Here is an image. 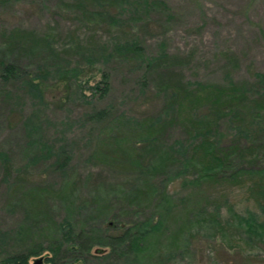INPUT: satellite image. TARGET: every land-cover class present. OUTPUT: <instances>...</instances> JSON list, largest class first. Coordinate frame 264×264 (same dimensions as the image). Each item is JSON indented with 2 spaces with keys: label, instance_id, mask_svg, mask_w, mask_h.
Returning <instances> with one entry per match:
<instances>
[{
  "label": "rangeland",
  "instance_id": "obj_1",
  "mask_svg": "<svg viewBox=\"0 0 264 264\" xmlns=\"http://www.w3.org/2000/svg\"><path fill=\"white\" fill-rule=\"evenodd\" d=\"M105 1L0 0V59L19 70L0 79V260L68 222L93 241L68 264H264V173L208 174L199 131L221 146L238 122L190 95L264 92V0Z\"/></svg>",
  "mask_w": 264,
  "mask_h": 264
},
{
  "label": "trees",
  "instance_id": "obj_2",
  "mask_svg": "<svg viewBox=\"0 0 264 264\" xmlns=\"http://www.w3.org/2000/svg\"><path fill=\"white\" fill-rule=\"evenodd\" d=\"M112 1L116 0H106L105 2L112 6L114 4ZM144 5H147L146 0H144ZM140 47L137 44H133L131 49L133 52H140ZM18 73V67L14 62L0 59V79L7 81L14 78ZM100 84L101 86L99 87L97 85L95 89L100 91V95H103L108 89V81L105 74ZM192 88L190 90L192 97L202 98L203 101L209 103V113L206 115L207 119H211L219 107L221 110V119L223 117H230L233 119L237 118L236 122L238 123L243 122L241 127L237 126L238 123L233 125L237 129L234 141L231 139L230 143L221 144V146L209 138V130L199 131L200 143L193 148V153L197 154L198 152H202L206 159L211 162L208 168L213 171L208 174L218 172L219 170L221 171V178H233L249 173H264V92L262 90L252 91L245 87L237 88L232 85L224 87L214 83L208 85L200 84ZM107 112L106 109H98L92 113L91 118L100 121L107 116ZM235 112H238V114H235ZM251 120H254L255 124H250ZM245 122L248 123L244 124ZM232 123L234 122L232 121ZM154 138L156 137H152V139ZM156 140L154 139V141ZM133 143L136 146L137 143L135 141ZM139 152L138 149L134 151V154L131 153L135 161L141 157ZM60 164H66V159ZM44 197L47 199L46 195ZM45 204V200L43 199H38L37 203L34 202L31 204L29 210L33 212L32 218L34 221L38 220L41 216L40 211L37 209H40ZM144 220V224L148 222V219L146 220L145 218ZM59 228V238L51 239L47 243H32L25 250L7 254L0 260V263L27 264L29 256L38 255L43 251H46L45 261L48 264H68L72 260H79L81 253L84 252L86 254L88 252L91 246L90 244L93 242L91 240L92 237L83 230L76 232L68 222L60 224ZM130 228V226L126 227L120 235L117 234L115 237H112L113 243H125L128 245L132 237ZM97 243H102V241ZM134 245L131 243L129 247H133ZM100 251L101 248L98 252Z\"/></svg>",
  "mask_w": 264,
  "mask_h": 264
},
{
  "label": "water",
  "instance_id": "obj_3",
  "mask_svg": "<svg viewBox=\"0 0 264 264\" xmlns=\"http://www.w3.org/2000/svg\"><path fill=\"white\" fill-rule=\"evenodd\" d=\"M32 264H42V257L36 258Z\"/></svg>",
  "mask_w": 264,
  "mask_h": 264
}]
</instances>
